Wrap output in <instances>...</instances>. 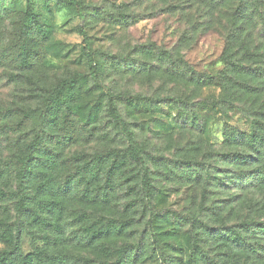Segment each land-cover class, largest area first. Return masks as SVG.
<instances>
[{
  "label": "trees",
  "instance_id": "1",
  "mask_svg": "<svg viewBox=\"0 0 264 264\" xmlns=\"http://www.w3.org/2000/svg\"><path fill=\"white\" fill-rule=\"evenodd\" d=\"M163 5L164 14L179 23L180 51L190 49L199 33L224 25L225 41L214 63L221 68L213 74L209 68L198 71L183 52L176 58L164 52L165 68L158 72L166 84L179 88V96L165 99L176 109L177 124L171 132L138 140V124L127 122L130 114H123L113 96L101 94L97 104L89 102L95 91L90 79L103 72L88 59V74L60 79L48 95L44 121L52 131L51 142L46 147L40 139L31 159L21 157L26 180L38 181L34 197H21L22 203L32 207L36 198L45 199L40 214L49 228L64 213H79L76 223L85 228L88 245L102 251L101 242L121 237L153 212L161 193L188 189L185 202L193 210L189 208L178 230L156 234L168 241L182 234L189 241V252L179 245V256L161 254L167 264H184V257L190 264H264V0H164ZM33 18L40 23L38 16ZM41 29L38 25L36 32ZM20 62L30 67L26 59ZM209 87L218 88L222 97L207 105L199 92ZM127 107L133 109V104ZM13 116L4 111L0 122ZM160 141L175 144L172 154L154 153ZM83 142H96L100 151L76 150ZM68 166L74 172L63 178ZM100 213L109 225L96 221ZM111 215L121 219L120 226L107 220ZM39 219L32 216L30 222ZM150 235H141L140 245L155 254ZM135 247L117 264H136ZM0 264L62 262L39 250L21 258L10 253Z\"/></svg>",
  "mask_w": 264,
  "mask_h": 264
},
{
  "label": "rangeland",
  "instance_id": "2",
  "mask_svg": "<svg viewBox=\"0 0 264 264\" xmlns=\"http://www.w3.org/2000/svg\"><path fill=\"white\" fill-rule=\"evenodd\" d=\"M74 1L73 6H59L55 1L0 0V114L14 113L10 120L0 122V261L4 262L10 253L21 258L40 250L62 264H117L124 261L125 252L136 246V264H167L161 254L170 255L167 259L177 257L179 245L182 252H189V241H184L182 234L169 241L159 240L156 234L178 230L182 219L193 210L185 202L188 189L161 193L153 212L140 218L138 226L121 237L101 242L99 247L103 250L99 251L88 245L85 228L76 223L79 213L66 212L49 228L40 214L45 199L36 198L32 207L23 205L21 197L33 198L38 181L26 180V162L21 157L31 159L34 144L40 139L42 145L49 146L52 131L44 121L48 95L60 79L76 73L88 74L90 58L103 72L101 77L90 79L95 88L89 99L91 104H97L101 94L113 96L112 101L123 114H130L127 122L138 124V129H134L138 140L171 132L177 124L176 109L165 99L179 96L180 91L165 83L161 71L166 62L162 55L168 51L176 58L178 52H183L187 63L196 70L209 68L213 74L221 68L214 63L225 41L224 25L213 26L204 36L199 33L190 49L180 51V26L176 17L164 14V0ZM38 25L42 26L39 33ZM21 59H26L30 67L23 68ZM199 96L210 105L222 93L209 87ZM130 103L133 109L127 107ZM88 130L91 132V127ZM96 144L83 142L76 150L94 154L100 151ZM174 148L175 144L160 141L154 153L158 150V154L168 155ZM67 171L63 178L74 172L73 167L68 166ZM32 216L40 219L31 223ZM94 217L109 225L100 220L104 214ZM107 220H115L117 227L122 222L112 215ZM260 223L264 224V219ZM145 234H151L155 254L140 245V237ZM183 263L190 264L188 257Z\"/></svg>",
  "mask_w": 264,
  "mask_h": 264
}]
</instances>
